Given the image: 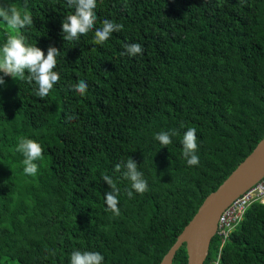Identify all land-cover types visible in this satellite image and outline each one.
Segmentation results:
<instances>
[{
    "label": "trees",
    "instance_id": "1",
    "mask_svg": "<svg viewBox=\"0 0 264 264\" xmlns=\"http://www.w3.org/2000/svg\"><path fill=\"white\" fill-rule=\"evenodd\" d=\"M96 3L93 30L67 42L66 0H0L32 16L26 43L60 52V80L44 98L34 82L0 73V264H70L73 250L98 252L103 264H158L264 134V0ZM104 19L123 29L98 45ZM11 31L0 19V46ZM126 43L143 52L122 56ZM79 80L83 96L72 87ZM189 127L196 166L182 156ZM160 131L176 133L167 147L154 138ZM21 137L43 148L34 176L16 151ZM130 157L148 183L131 198L124 169L114 171ZM105 174L120 190L118 216L105 204ZM185 261L181 244L171 264ZM202 264H264V202L248 204L226 237L215 233Z\"/></svg>",
    "mask_w": 264,
    "mask_h": 264
},
{
    "label": "clouds",
    "instance_id": "2",
    "mask_svg": "<svg viewBox=\"0 0 264 264\" xmlns=\"http://www.w3.org/2000/svg\"><path fill=\"white\" fill-rule=\"evenodd\" d=\"M67 7L74 9V12L63 17L61 22V32L63 39L67 42H76L81 35H86L96 25L97 15L94 9L97 7L96 0H66ZM0 19L8 26L11 31L7 35L6 41L0 46V73L9 76L14 80H25L29 84L33 82L37 86L35 94L46 97L50 90L60 80L56 67V58L59 55L57 48L49 46L47 54L35 45L26 43V38L22 31L26 26L32 25V16L27 10L21 11L14 6L0 5ZM123 25L111 20L104 19L102 26L95 28L94 40L96 44H103L111 34L121 31ZM14 33V34H13ZM124 51L121 55L136 56L143 52L140 43L124 44ZM27 73V74H26ZM5 83L3 76H0V85ZM73 89L83 96L87 90V82L77 81ZM176 135L174 131H160L155 134V140L162 146L167 147L172 143L171 137ZM182 156L188 166L199 164V156L196 155L198 148L196 128L189 127L182 136ZM16 151L24 157L22 160L23 171L28 176H34L39 170L36 161L42 159L43 148L35 140L21 137L16 146ZM124 179L130 181L131 190L127 191V196L136 193L143 194L148 190V183L143 178V173L137 168L136 162L130 157L127 161H122L114 166L115 172H121ZM102 180L110 187L111 191L104 196L107 209L114 215H120L118 207L119 188L116 187L114 180L109 175L102 176ZM104 257L98 252L73 250L70 256V264H103Z\"/></svg>",
    "mask_w": 264,
    "mask_h": 264
},
{
    "label": "water",
    "instance_id": "3",
    "mask_svg": "<svg viewBox=\"0 0 264 264\" xmlns=\"http://www.w3.org/2000/svg\"><path fill=\"white\" fill-rule=\"evenodd\" d=\"M264 176V134L226 177L207 193L176 235L158 264H171L174 252L184 245L185 264H202L218 215L228 203Z\"/></svg>",
    "mask_w": 264,
    "mask_h": 264
},
{
    "label": "built area",
    "instance_id": "4",
    "mask_svg": "<svg viewBox=\"0 0 264 264\" xmlns=\"http://www.w3.org/2000/svg\"><path fill=\"white\" fill-rule=\"evenodd\" d=\"M253 201L264 202V184L261 181L247 188L224 207L218 215L215 233L226 237L240 220L244 209Z\"/></svg>",
    "mask_w": 264,
    "mask_h": 264
}]
</instances>
